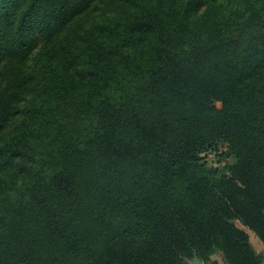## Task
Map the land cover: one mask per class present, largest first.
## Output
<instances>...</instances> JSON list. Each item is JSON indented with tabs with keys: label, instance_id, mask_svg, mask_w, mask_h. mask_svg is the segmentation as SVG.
I'll return each instance as SVG.
<instances>
[{
	"label": "trees",
	"instance_id": "trees-1",
	"mask_svg": "<svg viewBox=\"0 0 264 264\" xmlns=\"http://www.w3.org/2000/svg\"><path fill=\"white\" fill-rule=\"evenodd\" d=\"M249 231L264 0H0V264H262Z\"/></svg>",
	"mask_w": 264,
	"mask_h": 264
},
{
	"label": "rangeland",
	"instance_id": "rangeland-1",
	"mask_svg": "<svg viewBox=\"0 0 264 264\" xmlns=\"http://www.w3.org/2000/svg\"><path fill=\"white\" fill-rule=\"evenodd\" d=\"M215 104L217 106H220L221 105L220 102H216ZM216 158H217V155L214 154V152H209L208 155L206 156V159L208 160V162L213 163V164L215 163ZM249 234L251 236L250 237V241L252 243V246L254 248H256L257 251H259L261 254H263L264 253L263 247H261V245H258V242L256 241V239H254V238H256V235L254 233H252L251 231H249ZM262 246H264V245H262ZM212 259L216 260L217 261V264H222L224 262L223 257H222V255L220 253L213 254L212 255Z\"/></svg>",
	"mask_w": 264,
	"mask_h": 264
},
{
	"label": "water",
	"instance_id": "water-1",
	"mask_svg": "<svg viewBox=\"0 0 264 264\" xmlns=\"http://www.w3.org/2000/svg\"><path fill=\"white\" fill-rule=\"evenodd\" d=\"M190 264H203L202 261L199 259L196 251L193 252V259L190 261Z\"/></svg>",
	"mask_w": 264,
	"mask_h": 264
},
{
	"label": "crops",
	"instance_id": "crops-1",
	"mask_svg": "<svg viewBox=\"0 0 264 264\" xmlns=\"http://www.w3.org/2000/svg\"><path fill=\"white\" fill-rule=\"evenodd\" d=\"M251 237V236H250ZM254 239H256V241L258 242V245H261V247H263V249H264V246H262L263 244L260 242V240L257 238V236H256V238H254ZM256 249V248H255ZM257 250V249H256ZM259 254H261L259 251H257ZM262 256H263V261H262V264H264V253L263 254H261Z\"/></svg>",
	"mask_w": 264,
	"mask_h": 264
},
{
	"label": "built area",
	"instance_id": "built-area-1",
	"mask_svg": "<svg viewBox=\"0 0 264 264\" xmlns=\"http://www.w3.org/2000/svg\"><path fill=\"white\" fill-rule=\"evenodd\" d=\"M208 155V154H207Z\"/></svg>",
	"mask_w": 264,
	"mask_h": 264
}]
</instances>
